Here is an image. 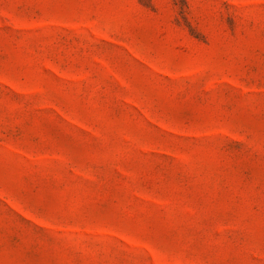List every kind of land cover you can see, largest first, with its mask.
I'll return each mask as SVG.
<instances>
[{"label":"rangeland","instance_id":"1","mask_svg":"<svg viewBox=\"0 0 264 264\" xmlns=\"http://www.w3.org/2000/svg\"><path fill=\"white\" fill-rule=\"evenodd\" d=\"M0 264H264V0H0Z\"/></svg>","mask_w":264,"mask_h":264}]
</instances>
